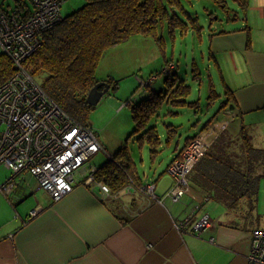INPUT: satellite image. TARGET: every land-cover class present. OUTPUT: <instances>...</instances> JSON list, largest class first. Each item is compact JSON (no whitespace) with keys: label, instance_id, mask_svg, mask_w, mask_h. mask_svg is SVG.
<instances>
[{"label":"crops","instance_id":"crops-1","mask_svg":"<svg viewBox=\"0 0 264 264\" xmlns=\"http://www.w3.org/2000/svg\"><path fill=\"white\" fill-rule=\"evenodd\" d=\"M21 6L30 8L31 1L14 0L11 5L10 0H0V12ZM233 23L234 27L215 29L210 40V59L223 84L217 100L227 103L198 137L208 142V150L224 131L234 137L243 130L255 149L264 150V144L254 141L264 128V0H250L245 17ZM160 137L159 149L164 150L165 135ZM187 146L169 147L175 150L173 158ZM202 158L187 177V192L179 202L169 195L177 184L170 165L167 182L160 171L141 177L134 162L137 187L155 183L156 197L129 190V183L112 190L115 199H104L97 187L84 183L89 174L83 169L73 192L53 202L33 176H14L12 192H0V264H249L250 234L262 228H250L242 211L227 209L204 186L206 180H193ZM96 179L104 182L98 175ZM204 215L212 224L198 236L191 227Z\"/></svg>","mask_w":264,"mask_h":264},{"label":"trees","instance_id":"trees-1","mask_svg":"<svg viewBox=\"0 0 264 264\" xmlns=\"http://www.w3.org/2000/svg\"><path fill=\"white\" fill-rule=\"evenodd\" d=\"M195 1L197 0H86L82 8L70 15L61 14V20L42 34L41 47L26 59L23 67L74 121L87 126V115L93 107L88 105L86 97L99 81L95 72L106 50L134 35L158 38V29L164 25L169 26L172 33L181 28L184 32L191 31L190 28L202 29L197 17L190 11ZM209 1L232 21L241 15L245 17L250 4V0ZM204 10L209 20L214 21L217 14L208 8ZM215 35L213 31L210 32V40ZM211 56L210 49L209 57ZM173 64L170 62L163 69V73L168 76L163 90L152 89V82L157 79L156 76L152 77L144 85V92L141 94L146 99L137 98L136 103H129L135 123L131 135L136 134L137 140L146 143L155 153H158L156 149L159 148L161 137L157 126H149L148 121L160 113L164 104L172 103L176 106L177 103H183L182 99L189 97L191 91L190 86L174 73L175 64L168 71V66ZM14 66L12 59L2 51L0 87L16 74ZM229 93L227 91V95ZM211 95L214 100L218 98L215 92ZM226 103L227 100L220 104L217 113L225 108ZM136 136L133 135L135 139ZM190 141L193 140L188 138L185 146ZM263 162L264 150L255 149L246 132L241 130L240 136L233 137L228 131H224L195 166L193 173L196 178L193 180L198 183H201L200 179L206 180L208 183L204 186L213 191L214 196L230 211L237 213L244 212L245 208L252 210L260 182V165ZM134 167V160L125 147L98 168L97 175L111 190L119 191L127 184L136 182Z\"/></svg>","mask_w":264,"mask_h":264},{"label":"rangeland","instance_id":"rangeland-1","mask_svg":"<svg viewBox=\"0 0 264 264\" xmlns=\"http://www.w3.org/2000/svg\"><path fill=\"white\" fill-rule=\"evenodd\" d=\"M85 1L64 0L61 14L70 15L82 8ZM10 3L12 5L14 0H10ZM204 8L217 14L214 21H210L209 17L205 15ZM233 9L236 7L233 6ZM190 11H193L191 13L197 17L202 29L190 28L191 31L184 32L181 28L172 33L169 26L164 25L158 29V38L134 35L119 45L109 47L99 61L95 72L96 79L107 83L110 91L87 115L86 124L96 132L104 149L89 160L96 168H101L113 157V154L126 147L131 159L136 163L137 172L141 177H144L145 174L155 176L156 172L160 171L158 175H162L168 182L171 177L166 172V168L171 165L176 154L175 150L171 151L169 147L175 148L176 144L184 147L188 138L197 140L198 132L220 108L223 101L214 100L211 97L213 92L222 94L223 84L220 81L219 71L209 57L211 48L209 33L214 32L217 28L234 27L235 23L228 20L226 15L209 0L195 1ZM170 62L176 65L174 73L190 86L191 91L189 97L182 99L183 103H177L176 106L172 103L164 104L160 108V113L148 121L149 126H157L160 136L165 135L163 138L164 150L157 148L158 153H155L146 143L137 140L136 134H133L136 139L131 135L135 123H133V114L129 103L135 102L137 98L139 100L146 99L141 94L144 92V85L152 77H157L152 82V89L163 90L165 79L168 77L163 73V69ZM174 64L168 66V71L172 70V67L174 68ZM254 138L258 146L263 145L264 128ZM200 140L204 141L206 147L209 146L204 138H200ZM168 143L169 146H167ZM155 157H157V161H154ZM259 173L261 176L258 193L252 210L245 208V211L242 212L245 216L244 222L250 228L264 227V162L260 165ZM80 175L77 174L76 181ZM10 176H12L11 171L0 166V183L6 182ZM158 193L159 189L156 194ZM212 212L215 216L219 214L217 209H213Z\"/></svg>","mask_w":264,"mask_h":264},{"label":"built area","instance_id":"built-area-1","mask_svg":"<svg viewBox=\"0 0 264 264\" xmlns=\"http://www.w3.org/2000/svg\"><path fill=\"white\" fill-rule=\"evenodd\" d=\"M61 3L62 0H31L30 8L0 12V47L17 69L12 79L0 87V166L12 173L0 183V192L11 193L14 176L26 172L53 202H59L73 192L77 173L88 169L84 183L97 187L104 199H115L109 185L97 181L98 168L89 162L104 150L96 132L74 121L23 67L26 59L41 47L42 34L61 20ZM206 151V144L197 138L169 166V173L177 182L169 193L174 202L187 192V177ZM131 188L138 194L156 197L155 183L138 187L131 183ZM211 224L210 217L204 215L191 231L201 236ZM250 240L248 263L264 264V227L252 231Z\"/></svg>","mask_w":264,"mask_h":264},{"label":"water","instance_id":"water-1","mask_svg":"<svg viewBox=\"0 0 264 264\" xmlns=\"http://www.w3.org/2000/svg\"><path fill=\"white\" fill-rule=\"evenodd\" d=\"M103 88V89H102ZM110 91L109 85L103 81H98L89 91L86 101L89 106L96 107L101 98Z\"/></svg>","mask_w":264,"mask_h":264},{"label":"bare ground","instance_id":"bare-ground-1","mask_svg":"<svg viewBox=\"0 0 264 264\" xmlns=\"http://www.w3.org/2000/svg\"><path fill=\"white\" fill-rule=\"evenodd\" d=\"M201 142L204 144V141L203 140H201Z\"/></svg>","mask_w":264,"mask_h":264},{"label":"flooded vegetation","instance_id":"flooded-vegetation-1","mask_svg":"<svg viewBox=\"0 0 264 264\" xmlns=\"http://www.w3.org/2000/svg\"><path fill=\"white\" fill-rule=\"evenodd\" d=\"M103 89V88H102Z\"/></svg>","mask_w":264,"mask_h":264}]
</instances>
